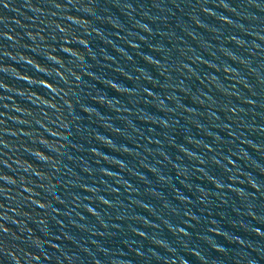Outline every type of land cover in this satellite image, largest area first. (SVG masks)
<instances>
[{"label":"water","instance_id":"obj_1","mask_svg":"<svg viewBox=\"0 0 264 264\" xmlns=\"http://www.w3.org/2000/svg\"><path fill=\"white\" fill-rule=\"evenodd\" d=\"M0 264H264V0H0Z\"/></svg>","mask_w":264,"mask_h":264},{"label":"snow or ice","instance_id":"obj_2","mask_svg":"<svg viewBox=\"0 0 264 264\" xmlns=\"http://www.w3.org/2000/svg\"><path fill=\"white\" fill-rule=\"evenodd\" d=\"M6 6V5H5Z\"/></svg>","mask_w":264,"mask_h":264}]
</instances>
